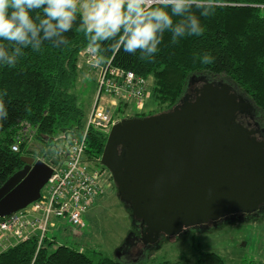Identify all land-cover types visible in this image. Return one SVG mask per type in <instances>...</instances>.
Listing matches in <instances>:
<instances>
[{"label":"trees","instance_id":"1","mask_svg":"<svg viewBox=\"0 0 264 264\" xmlns=\"http://www.w3.org/2000/svg\"><path fill=\"white\" fill-rule=\"evenodd\" d=\"M213 2L215 6L209 10L210 14L200 17L204 28L201 35H186L177 44H172L171 34L166 32L153 58H142L139 52L128 54L122 48L114 52L110 50L112 41L101 43L105 49L104 60L111 58L112 66L143 76L147 81L145 95L149 92L155 100L150 112L130 109L129 103L118 102L112 111L117 119L153 115L170 109L180 100L191 79L202 73L223 76L238 86L258 109L260 125L264 129V0ZM193 11L200 15L199 10ZM40 12L42 14V10ZM80 14L78 9L77 23L65 34L69 41L67 45L56 48L45 42L39 51L24 49V55L18 57L14 66L0 64V93L7 91L2 99L8 111V118L0 121V185L23 167L21 156L59 163L69 143L58 146L56 143L61 142V136L67 134L72 139L84 131L83 106L76 93L71 91L81 71L77 67L81 59L79 53L90 48L88 35L79 27ZM205 53L213 58L211 63L202 62ZM85 66L88 70L94 68L97 75L95 67ZM85 136L84 160L96 169H105L99 157L106 133L89 127ZM32 142L35 146L29 145ZM15 144L13 151L11 146ZM55 145L57 156L48 159ZM238 215L241 213L231 217L244 220ZM137 222L132 220L136 226ZM129 236L133 242L139 240L138 232H130ZM52 244V238L46 237L39 246L34 237L19 241L0 250V264H129L103 255L93 261L84 251L62 244L49 251ZM196 259V264H225L223 258L210 251H199Z\"/></svg>","mask_w":264,"mask_h":264},{"label":"water","instance_id":"2","mask_svg":"<svg viewBox=\"0 0 264 264\" xmlns=\"http://www.w3.org/2000/svg\"><path fill=\"white\" fill-rule=\"evenodd\" d=\"M228 89L206 83L192 100L120 118L108 129L99 162L138 220L142 240L227 214H250L264 203V142L232 123L241 105ZM20 160L23 167L0 185V217L38 199L51 174L39 157Z\"/></svg>","mask_w":264,"mask_h":264},{"label":"clouds","instance_id":"3","mask_svg":"<svg viewBox=\"0 0 264 264\" xmlns=\"http://www.w3.org/2000/svg\"><path fill=\"white\" fill-rule=\"evenodd\" d=\"M214 6L213 0H0V41L7 42H0V64L14 66L24 49L39 51L45 42L56 48L67 45L65 34L77 23L78 7L79 27L88 35L91 51L100 53L95 57L98 66L104 60L102 42L112 41L114 52L122 48L149 59L166 32L172 44L186 35H201L200 17ZM212 59L205 53L202 62ZM6 95V90L0 93V121L8 118L2 99Z\"/></svg>","mask_w":264,"mask_h":264},{"label":"rangeland","instance_id":"4","mask_svg":"<svg viewBox=\"0 0 264 264\" xmlns=\"http://www.w3.org/2000/svg\"><path fill=\"white\" fill-rule=\"evenodd\" d=\"M86 69L81 68L71 90L82 104L85 117L97 94L96 70L93 68V72H88ZM104 99L102 96L99 103ZM128 106L134 109V102L130 101ZM154 106L155 100L146 93L140 110L150 112ZM61 137L60 143L55 142L58 146L71 139L67 134ZM29 145L35 146V143ZM56 156L55 145L48 159ZM100 172L102 190L93 205L82 214L84 226L56 224V220L55 226L46 232V238H52L53 242L49 251L62 244L84 251L93 261L103 255L129 264H196L199 251H210L223 258L225 264H264V203L253 213L239 212L241 215L238 216H243L244 220L227 214L215 222L208 220L204 228L187 227L177 234L160 232L155 239L142 240L138 236L139 240L133 242L129 233L140 230L132 223L128 209L115 193L108 170L101 169Z\"/></svg>","mask_w":264,"mask_h":264},{"label":"built area","instance_id":"5","mask_svg":"<svg viewBox=\"0 0 264 264\" xmlns=\"http://www.w3.org/2000/svg\"><path fill=\"white\" fill-rule=\"evenodd\" d=\"M79 55L85 65L97 69V94L85 118L84 131L80 136L72 137L59 163L45 161L51 174L40 189L39 198L14 213L0 217L1 250L30 237H34L39 246L56 220H65L75 228L84 226L82 214L102 190L100 170L83 158L86 130L93 127L107 133L110 126L118 121L112 112L118 102H134L135 110L142 107L147 88L143 76L112 66L111 58L97 66V55L88 47ZM99 96L105 98L103 103H99ZM24 131H28L26 126ZM26 136L29 138L30 133L27 132ZM11 149L15 151L16 144Z\"/></svg>","mask_w":264,"mask_h":264},{"label":"flooded vegetation","instance_id":"6","mask_svg":"<svg viewBox=\"0 0 264 264\" xmlns=\"http://www.w3.org/2000/svg\"><path fill=\"white\" fill-rule=\"evenodd\" d=\"M206 83L215 84L217 86H220L221 83L228 85V92L232 95H236L235 101L239 104V106L241 105V109H237L234 112L232 123H236L243 127L245 130L249 131V136H252L256 141L261 140L264 142V129L260 125L258 109L251 104L247 95H244V93L238 86L233 83H229L223 76H207L206 74L202 73L197 74L195 78L191 79L189 86L187 87L186 91L183 92V94L180 96V99H185L186 101L192 100L194 98L196 90L198 93L203 84ZM217 219L224 218H216L213 222H215ZM206 223H208V220L204 221V223L192 224V226L188 225L187 227L204 228V225H207ZM138 224L139 222H137V226Z\"/></svg>","mask_w":264,"mask_h":264},{"label":"crops","instance_id":"7","mask_svg":"<svg viewBox=\"0 0 264 264\" xmlns=\"http://www.w3.org/2000/svg\"><path fill=\"white\" fill-rule=\"evenodd\" d=\"M80 12H81V9H80ZM77 64H78L77 67H79L80 70H81V68L86 67L85 64L82 63L81 60H80L79 63H77ZM82 66H83V67H82ZM86 68H87V67H86ZM85 71L92 72L93 70H88V69H86ZM93 203H94V202H93ZM92 205H93V204H92ZM90 207H91V205H90ZM87 209H88V208H87ZM86 211H87V210H86ZM63 222H65V223L67 224V222H66L65 220H62V219L57 220V221H56V224H62Z\"/></svg>","mask_w":264,"mask_h":264}]
</instances>
